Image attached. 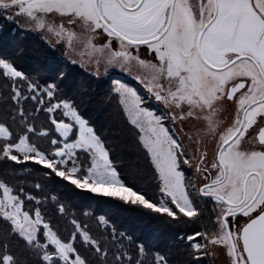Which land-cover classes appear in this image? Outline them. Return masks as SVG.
Listing matches in <instances>:
<instances>
[{"label":"snow or ice","instance_id":"obj_1","mask_svg":"<svg viewBox=\"0 0 264 264\" xmlns=\"http://www.w3.org/2000/svg\"><path fill=\"white\" fill-rule=\"evenodd\" d=\"M0 16L61 49L65 67L103 74L143 152L130 179L63 94L62 68L41 78L0 55V264H170L143 243L133 260L114 226L98 238L73 216L62 236L46 213L66 205L26 188L33 172L41 192L59 184L199 225L178 236L194 264H264V0H0Z\"/></svg>","mask_w":264,"mask_h":264},{"label":"trees","instance_id":"obj_2","mask_svg":"<svg viewBox=\"0 0 264 264\" xmlns=\"http://www.w3.org/2000/svg\"><path fill=\"white\" fill-rule=\"evenodd\" d=\"M0 55L12 57L16 64L27 72L38 70L41 78L51 75L56 67L62 68L68 76L61 86L63 94L72 98L81 112L91 120L98 133L107 141L113 157L123 162L122 166L129 171V178H132L131 164L141 162L143 152L137 143L133 128L122 117L115 103L106 99L109 87L106 77L101 79L75 65L69 64L65 67L64 64L59 63L64 57L57 49L44 47L39 36L25 34L14 22L3 16H0ZM39 119L44 121L45 114L40 113ZM6 167L7 165L0 163V171ZM28 180L29 184L25 186L34 194L51 195L50 189H54L60 200L65 203L66 215L59 214L51 205L46 213L52 218L53 226L59 229L62 236L67 237L71 234L73 226L70 220L74 216L98 238L110 236L113 226L116 229L117 242L120 233H125L123 243L127 250L134 253L133 260L136 258V249L143 243L152 253L155 251L166 253L170 264H194L195 258L188 255L184 242L178 236L180 233L198 229L199 225L173 224L136 206L113 202L111 198L80 190L73 191L59 184H51L41 192L30 186L37 180L41 183L46 182L35 172L28 177ZM100 216H105L110 221L107 231L105 226L98 222ZM128 237L131 238V242ZM101 242L103 243V240ZM92 259L93 264H97L95 257ZM200 259L205 264H213L210 257Z\"/></svg>","mask_w":264,"mask_h":264},{"label":"rangeland","instance_id":"obj_3","mask_svg":"<svg viewBox=\"0 0 264 264\" xmlns=\"http://www.w3.org/2000/svg\"><path fill=\"white\" fill-rule=\"evenodd\" d=\"M9 21H11V20H9ZM12 22V21H11ZM16 24V26H17V28L19 29V30H21V31H23L25 34H27V35H36L34 32H31L29 29H27L26 27H23L22 25H23V21H21V23L20 24H17V23H15ZM61 54H62V56H63V51L61 50V49H57ZM75 66H77V67H79L78 65H75ZM81 70H83V71H85V72H87V73H89V71H88V69L87 68H81V67H79ZM115 73H116V78H120V77H122V76H124V74L123 73H121L118 69H116L115 70ZM90 74V73H89ZM99 78H105V76L102 74L101 76H99ZM130 79V78H129ZM97 195V194H96ZM210 258H211V261H212V263L213 264H223V261H224V258H223V255H215V256H210Z\"/></svg>","mask_w":264,"mask_h":264},{"label":"flooded vegetation","instance_id":"obj_4","mask_svg":"<svg viewBox=\"0 0 264 264\" xmlns=\"http://www.w3.org/2000/svg\"><path fill=\"white\" fill-rule=\"evenodd\" d=\"M230 118V117H229Z\"/></svg>","mask_w":264,"mask_h":264}]
</instances>
